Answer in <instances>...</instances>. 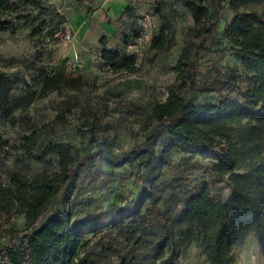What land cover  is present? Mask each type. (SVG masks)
I'll return each instance as SVG.
<instances>
[{
  "label": "rangeland",
  "instance_id": "1",
  "mask_svg": "<svg viewBox=\"0 0 264 264\" xmlns=\"http://www.w3.org/2000/svg\"><path fill=\"white\" fill-rule=\"evenodd\" d=\"M95 0H44L41 9H25L17 14L26 16L15 21L11 31L0 33V72L7 75L15 96L39 89L42 72L52 74L57 69L82 76L86 85L77 90L49 92L33 104L16 113L26 118L28 129L10 126L0 121V140L6 141L2 154L4 167L0 171V186L9 183V172L18 170L27 177L57 169L55 155H43L50 144L71 146L77 159L103 152L110 158H120L142 146L148 139L157 157L166 133L157 131L158 123L149 117L151 108L163 102L174 83V66L181 54L184 39L193 26L190 12L177 0H129L120 16L106 22L114 29L110 33L91 28L79 33V26L98 9ZM205 5L209 24L216 23L213 34L202 40L193 39L190 54L192 66L186 73L187 86L181 94L200 105L217 103L221 99L238 98L249 87L248 74L225 34L236 15L232 0H212ZM166 16L173 30L170 47L152 50L151 41L159 32L160 19L156 10ZM128 36H127V35ZM70 35V40L65 39ZM105 48L121 54H133V72H111L100 56ZM200 47V48H199ZM195 77L194 86H190ZM156 135V137H152ZM30 137L29 140L26 138ZM162 164L157 158L148 162L131 161L122 167H110L102 156L95 158L90 168L81 169L72 182L65 184L49 209L33 226H29L21 210L13 207L0 217V248L19 244L27 233L60 215L68 227L79 220H94L107 224L114 220L118 209L133 211L145 185L162 184L159 207L176 218L182 199L206 183L215 199H225L230 192L234 174H219L209 159L172 152ZM140 220L104 236L112 245L103 257L98 238L79 252L85 264H117L120 255L151 260L163 238L160 221L146 209L139 211ZM4 252L0 253V259ZM204 255L195 243L174 244L164 248L155 264H204ZM233 264H264L253 235L234 252Z\"/></svg>",
  "mask_w": 264,
  "mask_h": 264
},
{
  "label": "trees",
  "instance_id": "2",
  "mask_svg": "<svg viewBox=\"0 0 264 264\" xmlns=\"http://www.w3.org/2000/svg\"><path fill=\"white\" fill-rule=\"evenodd\" d=\"M177 1L190 12L193 26L186 34L174 66L175 81L165 100L155 104L149 114L150 119L158 123L157 131L163 128L166 133L161 156L157 157L150 146L154 138L120 158H110L100 151L77 159L71 146L50 144L43 155H55L57 169L31 177L18 170L10 171L8 185L0 186V217L16 206L26 223L33 226L58 197L62 187L72 182L81 169L92 167L99 155L106 165L115 168L131 161L145 163L150 158H157L165 164L164 158L172 152L209 159L219 174L238 172L231 179L227 197L215 199L208 184L203 183L183 197L182 208L173 218L159 207L164 187L152 182L144 186L133 211L118 209L114 220L107 224L79 220L68 227L60 215L52 216L27 233L21 243L0 248V253L4 252L0 264H85L79 258V252L97 238L101 255L105 257L114 250L104 236L138 220L145 224V216H139V211L144 208L148 215H155L163 229L155 257L147 260L125 254L120 255L117 264H155L162 257L164 248L176 241L195 243L204 255V264H233L234 252L249 235L254 236L260 252L264 253V0H232L236 15L225 30L231 44L229 51L238 57L249 75V87L240 91L238 98L226 97L217 103L200 105L184 97L181 89L187 86L186 73L192 66L193 39L202 37L203 40L215 31L216 23L209 24L205 5L212 0ZM43 2L0 0V33L13 30L15 21L26 17L17 14L19 11L27 8L39 10ZM156 14L160 28L152 38L150 48L165 51L171 45L173 30L160 9ZM105 42L106 38L102 37L100 56L111 72H133L136 69L133 54L109 50L104 47ZM194 84L193 75L189 85ZM85 85L82 76L57 69L52 74L42 72L37 91L15 96L7 75L0 72V121L28 129V120L19 119L18 111L49 92L72 91ZM6 149V141L0 140V171L4 167L2 154Z\"/></svg>",
  "mask_w": 264,
  "mask_h": 264
},
{
  "label": "crops",
  "instance_id": "3",
  "mask_svg": "<svg viewBox=\"0 0 264 264\" xmlns=\"http://www.w3.org/2000/svg\"><path fill=\"white\" fill-rule=\"evenodd\" d=\"M98 8L92 15V20H86L79 26V33H84L86 30L91 28H98L110 33L114 29L106 22L105 11L110 9L107 12L109 19H114L116 16H120L127 5H129V0H95L94 2Z\"/></svg>",
  "mask_w": 264,
  "mask_h": 264
},
{
  "label": "built area",
  "instance_id": "4",
  "mask_svg": "<svg viewBox=\"0 0 264 264\" xmlns=\"http://www.w3.org/2000/svg\"><path fill=\"white\" fill-rule=\"evenodd\" d=\"M65 39L70 40V35H66Z\"/></svg>",
  "mask_w": 264,
  "mask_h": 264
}]
</instances>
